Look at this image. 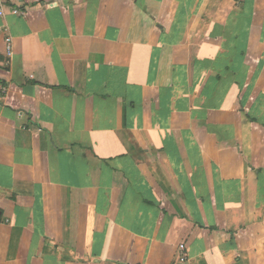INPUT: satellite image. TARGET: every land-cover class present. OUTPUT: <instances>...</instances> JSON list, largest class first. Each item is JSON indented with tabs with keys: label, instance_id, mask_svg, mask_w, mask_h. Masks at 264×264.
Wrapping results in <instances>:
<instances>
[{
	"label": "crops",
	"instance_id": "obj_1",
	"mask_svg": "<svg viewBox=\"0 0 264 264\" xmlns=\"http://www.w3.org/2000/svg\"><path fill=\"white\" fill-rule=\"evenodd\" d=\"M3 1L0 264H264V0Z\"/></svg>",
	"mask_w": 264,
	"mask_h": 264
},
{
	"label": "built area",
	"instance_id": "obj_2",
	"mask_svg": "<svg viewBox=\"0 0 264 264\" xmlns=\"http://www.w3.org/2000/svg\"><path fill=\"white\" fill-rule=\"evenodd\" d=\"M11 13L13 15L16 16H25L26 15V11L25 10H21L19 8H13L11 10ZM4 16V1L0 0V18ZM12 39L9 35H6L4 38V53H5V57L6 60L5 62H2L3 67H8L10 64V59H11V55H12ZM1 94L3 95V97H7L8 94V90L7 88H2L1 89ZM24 130H26V128H23ZM40 129H37L36 132H39ZM185 246L184 245H180L178 248V252H179V258L181 262H185L186 260V254H185Z\"/></svg>",
	"mask_w": 264,
	"mask_h": 264
}]
</instances>
